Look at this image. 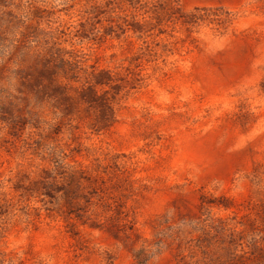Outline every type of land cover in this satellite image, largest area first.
I'll list each match as a JSON object with an SVG mask.
<instances>
[{
  "label": "rangeland",
  "instance_id": "obj_1",
  "mask_svg": "<svg viewBox=\"0 0 264 264\" xmlns=\"http://www.w3.org/2000/svg\"><path fill=\"white\" fill-rule=\"evenodd\" d=\"M0 264H264V0H0Z\"/></svg>",
  "mask_w": 264,
  "mask_h": 264
}]
</instances>
